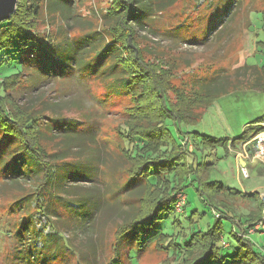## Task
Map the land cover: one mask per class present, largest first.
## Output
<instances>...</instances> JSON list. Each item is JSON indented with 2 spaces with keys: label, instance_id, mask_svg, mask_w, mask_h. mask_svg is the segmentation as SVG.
<instances>
[{
  "label": "rangeland",
  "instance_id": "obj_1",
  "mask_svg": "<svg viewBox=\"0 0 264 264\" xmlns=\"http://www.w3.org/2000/svg\"><path fill=\"white\" fill-rule=\"evenodd\" d=\"M50 2L51 9L56 7L54 14H50L47 9V15L43 13L36 23L41 34L56 37L59 27L63 28L64 33L69 32L73 36L97 30L107 36L105 40L115 48L113 54L119 56L110 58L115 63L113 69H110L112 66L109 60H105L109 66L105 67V75L88 71L47 78L40 71L32 69L29 75L18 79L19 92L15 95L22 96L19 101L21 104L42 110L46 116L42 117V122L48 117L57 116L79 123L94 120L98 127L99 143L95 154L99 156V161L104 162L103 166L98 167V173L101 168L104 171L102 174L100 172L101 183L87 182L78 175L71 174V163L75 159L64 160L68 162L63 164L67 169L62 170L66 176V193L61 191L60 200L55 205L60 213L59 229L71 240L73 247L71 251L58 243L57 255L50 264H131L126 257L109 263L114 254L116 232L131 216H141L149 208L151 211L157 191L141 183L137 186L130 183L124 189L120 187H124L129 180L130 170L140 165L138 160H132L123 150L128 139L126 137L123 141L124 135L130 134L122 126L127 124L140 129L149 125L138 113L146 103L148 108L153 106L150 100L155 96V89L151 88L153 85L160 86L172 108L179 111L188 122L170 116L165 119L175 148H182L180 137L184 132H189L191 142H199L195 148L198 156L204 152L205 162L214 160L216 163L210 178L223 181L224 184L241 191L251 192L255 186L264 212V157L260 158L255 152L246 157L243 153V150L248 152L249 147L255 144L254 137L247 142H241L237 147L229 142L226 145L228 154L219 159L217 157L223 155L222 144H216L210 150L202 137L207 135L211 138H233L255 124L264 125V94L252 86L251 79L254 69L264 70V0H178L144 20L147 23L140 27L135 23L132 37L126 36L125 26L118 24L119 12L125 10L118 0H70L65 7H60V0ZM128 39L130 48L149 66L153 79L151 76L146 78L129 71L131 58L129 50L124 46L128 44ZM1 55L0 50V64ZM17 62L18 60L15 67L19 65ZM132 68L137 67L132 65ZM15 70L17 68L10 69V72ZM113 73L121 76L118 79L119 85L113 87L118 90L116 92L111 89L116 84L110 76ZM212 74H216L215 78L207 80ZM198 77L206 78L198 81ZM141 78L142 88L129 89V84H136V80ZM199 88L216 92L220 99L198 91ZM39 98L45 103L40 107L46 106V109L36 105L41 102ZM134 105H139L138 109L132 108ZM133 139L137 138L134 136ZM205 141L208 142V139L205 138ZM171 148L163 146L161 149L165 155L170 153ZM212 154H216L215 157ZM241 160L244 164L240 163ZM204 177L206 175L202 174L201 178ZM32 184L27 180L0 178V264H27L22 261L23 255L17 256L14 253L24 244L25 238H29L34 252H45L44 238L51 240L54 234L48 221L39 213L31 211L34 205V201H31L26 211L31 214L34 231H25L24 236L16 235L14 225L21 215L24 216L26 208L21 207L22 205L18 207L17 199L31 191ZM184 184L187 198L185 209L187 212L194 208L206 211V216L199 218L201 227L205 229V222H213L211 209L196 190V181L187 179ZM70 194H74V197ZM76 194L86 196L82 205V210L86 213L92 212L91 201L96 200L98 203L89 220L87 232L80 235L73 229L68 230L70 221L75 224L83 213L73 201L77 200ZM179 194L183 195V192ZM234 197L233 204L240 211L247 212L251 204L238 194ZM11 205L14 211L10 209ZM172 217L171 214L169 219L172 220ZM254 224L255 228L262 227L260 221ZM224 227L227 233L229 223L224 224ZM262 233L264 234L261 231L251 235L255 247L264 251V237L259 236ZM230 241L233 243L232 239ZM164 242L165 236H162L139 246L141 248L135 257V264H177L174 261L176 248L172 252V245L167 246ZM49 250L54 249L49 247ZM196 255V252H189L187 261ZM37 260L41 264L38 256Z\"/></svg>",
  "mask_w": 264,
  "mask_h": 264
},
{
  "label": "trees",
  "instance_id": "obj_2",
  "mask_svg": "<svg viewBox=\"0 0 264 264\" xmlns=\"http://www.w3.org/2000/svg\"><path fill=\"white\" fill-rule=\"evenodd\" d=\"M60 1L62 3L60 7H65L70 3V0ZM118 1L125 9L119 12L118 24L122 27L125 26L126 36L132 37L133 26L140 27L147 23L144 20L146 21L156 13L165 10L167 6L178 0ZM49 3H51L50 0H18L15 11L10 17L0 21V50L2 51L0 64V178L14 181L27 180L33 183L32 190L25 192L17 199L18 207L22 205L21 207L26 208L24 216L21 215L14 225L16 235L24 236L25 231H34L31 214L26 211L31 201H34L31 211L42 215L54 232L51 240L48 237L44 238L43 250L45 252H34V247L30 246L32 244L29 238H25L24 244L21 242L23 245L14 253L17 256L23 255L22 261L27 264H38L37 256L40 258L41 264H50L57 255L58 243L72 251L71 240L59 229L60 213L55 205L60 200L61 191L66 193L64 191L66 176L62 170L67 169V166L64 167L63 164L68 162L64 160L75 159L71 163L73 167H71L72 172L70 173L96 184L101 183L100 172L102 174L104 171L101 168L98 173V167L103 166L104 162L99 161V156L95 154L99 140L98 127L94 120L79 123L53 116L42 122V117H46L44 112L28 104H21L19 101L22 96L15 95L19 92L18 79L29 75L32 69L40 71L47 78L61 77L68 73L83 74L88 71L105 75L107 73L105 67L109 68L105 60H109L110 66H112L110 69H113L115 63L110 58L119 57L113 54L115 48H112L110 42L105 40L107 36L97 30L73 36L69 32L64 33L63 28L59 27L56 37L41 34L38 30L39 25L36 26L41 15L45 14L46 16L47 9L50 14L55 12L56 7L51 9ZM60 9L57 8V10ZM126 22L129 25L128 28ZM124 46L129 50L128 54L131 58L129 71L137 73L134 75L152 77L149 66L145 65L141 56L130 48L129 42ZM17 60L19 65L15 67ZM132 65L137 68H132ZM245 65L249 67L247 64ZM14 68L17 70L10 72V69ZM5 72L10 73L5 74ZM215 75L208 76L207 80L214 79ZM110 76L116 83L111 86V89L116 92L118 90L113 87L119 85L118 79L121 76H116L114 73ZM123 78L124 76L121 79ZM204 78L206 77L196 79L202 81ZM251 79L253 80L252 86L258 88L259 93L264 94V70L254 69ZM141 82L142 78L137 79L136 84H129V89L142 88ZM151 88L155 89V96L150 99L153 106L148 108L146 103V106L138 113L146 119V123L149 125L142 126L140 129H136L133 125L124 124L122 126V129L128 130L130 134L128 135L126 132L128 136L124 135L123 141L126 140V137L128 139L125 141L126 144L123 142V150L129 158L138 160L140 165L138 164L137 168L130 170L129 180L127 179L124 187L123 185L120 187L124 189L130 183L132 186L141 183L146 187L154 188L157 194L151 211L149 208L141 216L133 215L119 227L115 236L114 254L109 263H115L122 257H126L128 262L135 264V257L141 248L139 246L165 236V245H172V252L176 248L174 261L178 262L177 264H264V251L255 247L251 235L256 232H264V212L262 211V202L258 198V191L256 189L251 192L241 191L236 187L224 184L223 181L210 178L216 163L214 160L209 163L205 162L204 152L203 155L198 156L195 148L199 142L195 141L193 144L189 132H184V135L180 137L182 148L176 149L172 142V135L166 128L165 119L170 116L180 121L184 120L185 123L188 122L179 111L172 108L160 86L153 85ZM198 91L220 99V96L214 91L210 92L208 89ZM39 99L41 102L36 105L39 107L45 105L44 100ZM138 106L134 105L132 108L138 109ZM40 108L46 109V106ZM261 124L258 123L244 129L241 135L233 138L227 136L211 138L203 135V141L210 150H213L216 144H222L223 155L217 157L219 159L228 154L226 145L229 142L233 147H237L241 142L248 141L258 132L264 131V125ZM195 133L197 134V132ZM134 136L137 138L136 140L133 139ZM205 138L208 139V142L205 141ZM163 146L172 147L170 153L164 155V150L161 149ZM212 155L215 157L216 154ZM61 167L64 168L60 169ZM180 172L183 173L180 174ZM202 174H205L206 177L201 178ZM73 175L69 177L73 178ZM187 179H190L191 182L196 181V190L202 196L207 207L211 209L213 222L209 224L205 222V229L201 227L199 218L206 216V211L194 208L187 212L185 209L187 198L184 193L186 186L184 182ZM181 192L184 195V202L181 209L177 210L176 203ZM236 194L251 204L247 212L240 211L238 206L233 204ZM70 195L72 198L74 197V194ZM91 196L92 194H90V199ZM75 198L77 200L73 201L82 210L86 196L76 194ZM95 201H91L93 202L92 212L86 213L82 210L80 218L74 220L75 224L70 221L68 230L73 229L78 235L87 232L89 220L98 205ZM12 211H14L13 208ZM171 214L173 215L172 220L169 219ZM258 221L261 222L262 227L255 228L254 223ZM226 223L230 225L227 233L224 227ZM263 235V233L259 234L262 238ZM231 239L233 243L230 241ZM49 247L54 250H49ZM189 252H196L197 255L187 261L186 256Z\"/></svg>",
  "mask_w": 264,
  "mask_h": 264
},
{
  "label": "built area",
  "instance_id": "obj_3",
  "mask_svg": "<svg viewBox=\"0 0 264 264\" xmlns=\"http://www.w3.org/2000/svg\"><path fill=\"white\" fill-rule=\"evenodd\" d=\"M261 133V132H260ZM255 144H253L252 146L249 147V151L246 152L245 150H243V153L246 157H248V154H252L253 152H255V155L258 154V156H260V158L264 157V131L263 133L259 134V132L257 134H255L254 136ZM247 142V141H246ZM184 202V195L181 196V194L178 195V200L176 203V209L180 210L181 206Z\"/></svg>",
  "mask_w": 264,
  "mask_h": 264
},
{
  "label": "water",
  "instance_id": "obj_4",
  "mask_svg": "<svg viewBox=\"0 0 264 264\" xmlns=\"http://www.w3.org/2000/svg\"><path fill=\"white\" fill-rule=\"evenodd\" d=\"M17 0H0V21L6 20L15 11ZM130 44V40H129ZM241 164L244 161L241 160Z\"/></svg>",
  "mask_w": 264,
  "mask_h": 264
},
{
  "label": "crops",
  "instance_id": "obj_5",
  "mask_svg": "<svg viewBox=\"0 0 264 264\" xmlns=\"http://www.w3.org/2000/svg\"><path fill=\"white\" fill-rule=\"evenodd\" d=\"M253 189H255V186L253 187Z\"/></svg>",
  "mask_w": 264,
  "mask_h": 264
}]
</instances>
